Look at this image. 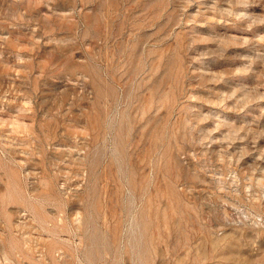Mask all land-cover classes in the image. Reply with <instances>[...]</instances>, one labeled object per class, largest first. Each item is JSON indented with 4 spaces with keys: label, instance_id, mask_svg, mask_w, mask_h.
Segmentation results:
<instances>
[{
    "label": "rangeland",
    "instance_id": "1",
    "mask_svg": "<svg viewBox=\"0 0 264 264\" xmlns=\"http://www.w3.org/2000/svg\"><path fill=\"white\" fill-rule=\"evenodd\" d=\"M0 264H264V0H0Z\"/></svg>",
    "mask_w": 264,
    "mask_h": 264
}]
</instances>
